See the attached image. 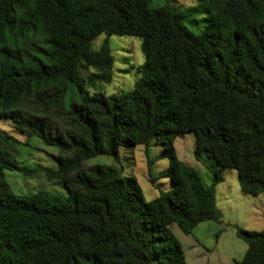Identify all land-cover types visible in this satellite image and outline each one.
<instances>
[{"label": "trees", "instance_id": "16d2710c", "mask_svg": "<svg viewBox=\"0 0 264 264\" xmlns=\"http://www.w3.org/2000/svg\"><path fill=\"white\" fill-rule=\"evenodd\" d=\"M208 15L194 34L183 13L153 9L151 0H0V119L60 152L58 170L27 169L0 132V264H187L171 232L191 235L222 223L216 187L237 172L242 192L264 194V0H196ZM133 37L145 57L141 78L124 96L85 92L84 60L110 83L114 59L101 36ZM69 84L82 102L65 107ZM31 104L35 113H24ZM45 116V117H44ZM195 137L196 159L218 165L211 187L180 161L175 141ZM163 149L172 189L146 201L137 180L120 169L81 164L121 147ZM152 183L151 161L148 160ZM5 171L61 180L67 196H17ZM248 246L241 262L264 264V231L236 229Z\"/></svg>", "mask_w": 264, "mask_h": 264}, {"label": "rangeland", "instance_id": "374dc122", "mask_svg": "<svg viewBox=\"0 0 264 264\" xmlns=\"http://www.w3.org/2000/svg\"><path fill=\"white\" fill-rule=\"evenodd\" d=\"M218 2L225 0H215ZM151 7L158 9L161 7H170L175 12H180L185 15L186 26L194 34L201 33L207 26L208 15L204 7L200 6L196 0H151ZM108 42L111 56L114 59L112 80L110 83H104L102 81H92L90 77L94 74H99L98 70L90 67L84 60L80 61L79 71L80 76L85 81V92L90 96L101 93L106 97L110 96H124L129 93L135 83L141 78V68L144 64L145 57L142 52V42L140 39L133 37H120L105 35L99 37L91 47L93 53H99ZM68 94L65 99V107L70 108L72 104L81 103L82 97L79 94L74 84H69ZM24 113H34L36 117L43 118V114L35 113L31 104L23 108ZM45 117V116H44ZM0 132L5 135L14 138L17 144L14 143L10 146V152L14 156L15 160L22 167L27 169H35L36 167H43L52 171L58 170V159L60 158V152L57 148L46 145L41 139L30 133L22 132L15 127V124L11 120L0 119ZM187 143L185 147L178 142V148L180 154L188 160V158L194 159L195 151V137L193 134L186 135ZM156 142H152V146ZM140 153V151H143ZM155 152L162 153V150L155 148ZM137 163L131 169L135 170V174L139 180V183L145 193L151 187L148 181L149 164L150 159L145 154V147H140L137 150ZM132 163V162H131ZM129 163L125 171L127 175L130 171ZM164 163L168 164L167 161ZM163 163L154 166V174L158 171L163 172L167 167ZM118 165L113 157L110 156H98L87 162L81 164L79 172H86L90 167L97 165ZM152 169V167H151ZM227 173H233L237 177V172L232 170H226ZM209 174V172H207ZM203 174V180L206 184H211L209 175ZM3 179L9 186L11 192L17 196H32L39 192H46L49 194H56L62 197H66L67 193L61 180L49 178L45 172L38 171L33 176L25 175L20 172L5 171L3 173ZM164 178L162 180H165ZM167 181L170 182L169 179ZM228 181L230 178L228 177ZM235 186L231 190V205L232 207L227 209L228 220L231 223L237 224L240 229L248 232H262L264 231V205L260 203L261 200L255 196L247 195L241 192L239 188L238 178L235 180ZM171 183V182H170ZM239 193L241 197L239 196ZM223 205L222 202H220ZM177 225L170 227L177 229ZM174 232V231H173ZM172 232V233H173ZM174 235V234H173ZM220 236H222V242L218 246V253H215L211 259L213 264H236L241 262L247 252L248 246L244 241L237 237L235 231L231 227H226Z\"/></svg>", "mask_w": 264, "mask_h": 264}, {"label": "crops", "instance_id": "0c3cea01", "mask_svg": "<svg viewBox=\"0 0 264 264\" xmlns=\"http://www.w3.org/2000/svg\"><path fill=\"white\" fill-rule=\"evenodd\" d=\"M179 141L181 142L180 144L185 147L187 143L186 135L179 137L175 141V149H176V152H177V155L180 161L187 164L189 167L197 170L200 174V177L204 185L208 188L211 187L212 182H213L212 171L218 169L217 163L213 161L207 154H203L201 159L199 160L196 159L195 155H194V159L188 158V160H186V158H184L180 154V150L178 148ZM140 147H143V146L130 147V148L121 147L119 150L120 164L108 165V166H112V167H116L120 169L124 177L135 178L139 185L140 183L135 174V170L131 168L133 166H136V163H137L136 153ZM155 148L161 149L162 153L160 152L156 153ZM195 149H196V145H195ZM142 152H144V150L140 151V153ZM149 156H150L149 160L151 161V167H152V175L155 178V182L152 183L150 180V176H148V181L150 182V185H151V187L148 189V192L145 193L141 185L140 187L142 189V192L144 194L146 201L151 202L160 196V191H165V192L170 191L172 189V185L169 181H167V179L165 180L159 179V176L165 173L169 167V163L167 164V166L164 163V161H167V160L163 158V149L160 146H158V144L156 143L153 146L150 145ZM129 163H131L129 167L130 171H128L127 172L128 174L125 175L126 173L125 171L127 170L126 168H128L127 165ZM163 163L165 164V167L167 168L163 172L158 171L156 174H154L153 167L158 166V164H161L162 165L161 167H164ZM207 172H209V174ZM203 174L205 176H207V174L209 175L211 184H206L204 182ZM222 175H223V181L216 187V206L222 214V223H217L214 221H207V222L201 223L194 229L191 235H185L178 227H177L178 230L172 228V232L174 231L173 232L174 236L176 237V239L179 241V243L181 244L183 248L187 264H213L211 259L215 253H218V246L222 242V238H221L222 236L220 235L224 231H226V227L233 228L235 233H236V229L239 228L237 224L231 223V221L228 220V217L226 218L227 209L232 207L230 203L231 195H232L231 190H232V187L236 185L235 180L238 178V175L236 177L235 174L230 173V172L227 173V171H224ZM228 177L230 178V181H228ZM239 188H240V185H239ZM238 197H241L240 193ZM258 198L259 200H261L260 203H263L264 205V194L258 196L257 199ZM220 202H222L223 205L221 204L220 206Z\"/></svg>", "mask_w": 264, "mask_h": 264}]
</instances>
